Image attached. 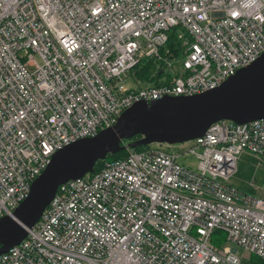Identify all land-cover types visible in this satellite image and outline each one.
I'll return each instance as SVG.
<instances>
[{
	"label": "built area",
	"instance_id": "built-area-1",
	"mask_svg": "<svg viewBox=\"0 0 264 264\" xmlns=\"http://www.w3.org/2000/svg\"><path fill=\"white\" fill-rule=\"evenodd\" d=\"M175 26L181 47L168 60ZM263 50L264 0H0V217L56 150L134 102L214 88ZM145 59L159 83L124 86ZM189 142L128 148L60 183L0 264H241L215 234L264 260V197L223 182L241 152L264 157V118L220 119Z\"/></svg>",
	"mask_w": 264,
	"mask_h": 264
},
{
	"label": "water",
	"instance_id": "water-1",
	"mask_svg": "<svg viewBox=\"0 0 264 264\" xmlns=\"http://www.w3.org/2000/svg\"><path fill=\"white\" fill-rule=\"evenodd\" d=\"M264 118V50L214 88L201 93L164 95L123 109L114 124L95 135L56 150L32 180L26 197L11 215L0 217V253L16 245L40 216L56 187L93 171L108 154L151 143L172 145L200 137L213 122L234 123Z\"/></svg>",
	"mask_w": 264,
	"mask_h": 264
},
{
	"label": "rangeland",
	"instance_id": "rangeland-1",
	"mask_svg": "<svg viewBox=\"0 0 264 264\" xmlns=\"http://www.w3.org/2000/svg\"><path fill=\"white\" fill-rule=\"evenodd\" d=\"M134 79L137 80V76L128 75L123 78L124 86H136ZM189 145L190 142L186 141L172 145L151 143L148 146L150 149H162L178 153L186 150ZM176 161L191 168H194L195 165V159L191 155L179 156ZM223 182L239 191L264 197V157L255 156L247 151L241 152L236 160V171ZM211 243L217 247L228 246L230 249L236 247L235 253L240 258L241 264H251L248 254L241 247L223 242L218 234L211 238Z\"/></svg>",
	"mask_w": 264,
	"mask_h": 264
},
{
	"label": "trees",
	"instance_id": "trees-1",
	"mask_svg": "<svg viewBox=\"0 0 264 264\" xmlns=\"http://www.w3.org/2000/svg\"><path fill=\"white\" fill-rule=\"evenodd\" d=\"M179 30H181V28L179 26H175V27L168 29L167 31V39H166L164 47L161 49V55L165 56L166 59L168 60L170 58H175L178 52L180 51L181 39H178L176 37L177 32ZM158 67L159 66H158L157 61L155 62L151 59H148V60L145 59L133 68V73L135 76H137L139 79H142L143 81H152L153 79V82L155 81V84H157L159 83V79L157 80L158 71H159ZM147 148H149L148 145L138 146L133 149L139 151V150H144ZM124 153H125V150L120 151L118 153L108 154L105 160H113L116 158H120L124 155ZM102 162L103 160L97 161L94 164V170H96L99 167V165H101ZM249 261L251 264H264V260L255 255H249Z\"/></svg>",
	"mask_w": 264,
	"mask_h": 264
},
{
	"label": "bare ground",
	"instance_id": "bare-ground-1",
	"mask_svg": "<svg viewBox=\"0 0 264 264\" xmlns=\"http://www.w3.org/2000/svg\"><path fill=\"white\" fill-rule=\"evenodd\" d=\"M247 122H248V121H247ZM122 151H123V150H122ZM119 152H120V151H119ZM117 153H118V152H117ZM106 157H107V156H106ZM106 157H105V158H106ZM105 158H104V159H101V160H103V161H107V160H105ZM116 159H117V158H116ZM98 161H99V160H98ZM109 161H110V160H109ZM96 162H97V161H96ZM96 162H95V163H96ZM95 163H94V164H95ZM48 164H49V162H48ZM93 170H94V165H93ZM91 172H92V171H91ZM51 198H52V197H51ZM50 200H51V199H50ZM50 200H49V201H50ZM48 203H49V202H48ZM48 203H47V204H48ZM46 206H47V205H46ZM46 206H45V207H46ZM45 207H44V208H45ZM44 208H43V209H44ZM42 211H43V210H42ZM41 213H42V212H41ZM40 215H41V214H40ZM38 218H39V217H38ZM36 221H37V220H36ZM36 221H35V222H36ZM35 222H34V223H35ZM29 228H30V227H29ZM27 229H28V228H27ZM25 235H26V234H25ZM24 237H25V236H24ZM0 254H1V253H0Z\"/></svg>",
	"mask_w": 264,
	"mask_h": 264
}]
</instances>
